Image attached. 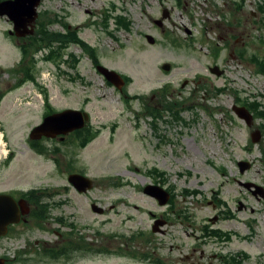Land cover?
Masks as SVG:
<instances>
[{"label":"rangeland","instance_id":"obj_1","mask_svg":"<svg viewBox=\"0 0 264 264\" xmlns=\"http://www.w3.org/2000/svg\"><path fill=\"white\" fill-rule=\"evenodd\" d=\"M263 6L264 0H43L38 23L47 25L56 53L46 49L30 64L38 87L27 84L0 107L7 144L5 148L0 142V188L67 183L61 153L46 150L47 158L38 156L28 138L44 108L49 113L84 108L96 138L84 148L62 142L49 147L70 150L71 168L94 180L88 196L79 201L81 224L91 227L84 235L91 237L94 229L125 238L145 233L142 238L154 241L145 246L139 239L133 249H146L165 264L222 263L209 257L214 252L234 258L244 253L242 264H264V197L244 185L264 188V130L259 142L252 141L264 118L249 127L233 110L235 103L247 101L259 102L264 110V75L252 61L253 56L264 58ZM54 14L60 21L51 24ZM117 16H124L129 28L117 24ZM62 22L77 29L101 63L130 78L123 92L94 69L83 43L62 46L69 38ZM10 28L12 22L0 17L3 81H12L8 67L18 58L7 38ZM48 53L51 59L44 57ZM69 54L79 59L74 67L67 63ZM215 65L221 75L211 72ZM164 87L177 99L176 108L183 109L181 118L171 112L157 119L146 114L162 106ZM12 152L13 161L3 166ZM239 161L251 166L241 172ZM154 169L166 173L162 186L175 189L169 207L143 192L147 184L157 183L147 173ZM91 199L103 208L99 223ZM150 211L168 217L166 233L152 231ZM217 231L224 235H213ZM209 238L211 243L201 246ZM117 264L136 263L127 258Z\"/></svg>","mask_w":264,"mask_h":264},{"label":"flooded vegetation","instance_id":"obj_2","mask_svg":"<svg viewBox=\"0 0 264 264\" xmlns=\"http://www.w3.org/2000/svg\"><path fill=\"white\" fill-rule=\"evenodd\" d=\"M38 25L40 26L37 20L33 34L21 35L23 31L20 30L18 35L17 33H12L11 29L7 30V38L16 48L18 58L8 67L11 69L8 73L13 77L12 81L1 80L2 75L0 73V107H2L9 94L23 88L27 84L36 85V79L31 77L33 68L30 64H35L36 57L43 53L44 50L48 49L51 53V50L55 49L54 39H50V43H43V48L35 47L34 44L38 39L36 34L43 32L40 27L37 28ZM76 30L69 26L64 29V35L70 38ZM72 44L80 46L78 41H69L65 43L66 49ZM50 53L45 54L44 57ZM241 54L242 52L238 55L240 58ZM69 57L70 61L67 63L74 67L76 57L71 54H69ZM100 64H102L101 61L96 64L93 63L94 69L97 70L96 67ZM2 73L5 74L3 69ZM40 89L42 90V87ZM247 105L255 115L252 104ZM81 110L85 111L84 108ZM50 113L47 107L44 108L41 122ZM1 127L4 129L3 125ZM91 128L90 123H87L84 128L72 131L65 137L62 135L55 138L43 136L34 140L29 137L28 142L36 155L47 158L46 153L40 150L41 147L48 148L51 143L56 142H62L65 146L71 143L78 145L91 137L93 134V129ZM258 128L262 129V126H258ZM13 157L14 154L12 152ZM12 158L3 160V166L6 164L9 166L13 161ZM62 158L65 163L63 174L66 176L67 183L62 184L61 187L52 188L48 185L25 187L13 184L0 188V195L6 197L0 208V228L2 229L0 235V264H117L118 259L127 258L136 264H150L149 261H151V264H165L160 259L155 258L154 253L149 254L146 249L143 251L133 249L132 243L135 241L142 239L146 243L145 246H148L154 241L153 237L142 238L143 236L133 234L131 237L125 238L115 233L103 236L96 229H94L95 232H93L91 237L83 234L84 229L91 227L81 224L78 215L80 210L79 201L81 199L80 196H88L92 189L81 191L69 183L71 173L78 172L85 175L87 173L70 168L72 163L70 150L65 153L62 152ZM92 185H95L94 180ZM170 192L173 196V191L171 190ZM97 203L99 202L93 199L90 201L91 208L97 215L94 216V218L97 217L95 222L99 223L103 208L101 207L102 211L95 210L94 205L98 208ZM171 203L166 207H169ZM54 210L60 211V214L54 216ZM150 213L153 224L157 221H164L166 225L169 223V219L165 214H156L152 211ZM164 227L161 233H166V228ZM138 234L141 233L139 232ZM144 235L146 234L144 233ZM211 240L209 238L208 241L201 242V246L210 244ZM152 246H156L155 252L159 248L157 243ZM193 250L198 251V248L193 247ZM204 255L205 252L202 251V256ZM209 257L219 259V262H222L220 264H242L247 258L244 253L238 254L237 258H234L231 255L215 252L209 254ZM242 258L244 260L240 261Z\"/></svg>","mask_w":264,"mask_h":264},{"label":"water","instance_id":"obj_3","mask_svg":"<svg viewBox=\"0 0 264 264\" xmlns=\"http://www.w3.org/2000/svg\"><path fill=\"white\" fill-rule=\"evenodd\" d=\"M41 2L42 0H0V17L7 16L14 23L13 32L17 33L18 35L20 34V30L23 31L21 35L33 34L35 22L38 17V8L41 5ZM159 23L160 22L158 21V24ZM148 40L151 43L155 41V39L149 35ZM163 68L165 70H170L171 65L164 64ZM98 70L106 77L109 82L118 87L120 90H123L125 79L119 72L103 65L98 66ZM212 71L216 72L218 75H221L218 67L212 68ZM233 108L241 119L246 120L249 125H252L253 115L245 106L234 105ZM89 119L90 115L88 112H83L78 109L69 108L55 112L45 117L43 123L36 126L32 130L31 137L40 138L43 135L47 137H56L60 134L66 135L76 129L84 127ZM260 137V131H257L252 135L254 142L259 141ZM239 165L242 172L251 166L249 162L245 161L239 162ZM69 181L81 191H87L93 187L92 179L79 173H72L69 176ZM245 186L251 188L253 184L246 183ZM257 187L258 191H255V193L260 192L264 196V189L259 186ZM144 192L156 198L160 205H166L169 202V191L160 185L148 184L144 188ZM5 198L6 197H4V195H0V208ZM94 208L95 210L102 211L101 208H96L95 205ZM164 224V221H157L153 227L154 231H158L159 226ZM1 233L2 229L0 228V235Z\"/></svg>","mask_w":264,"mask_h":264},{"label":"trees","instance_id":"obj_4","mask_svg":"<svg viewBox=\"0 0 264 264\" xmlns=\"http://www.w3.org/2000/svg\"><path fill=\"white\" fill-rule=\"evenodd\" d=\"M261 9L264 10V6L261 7ZM46 13H48V12H46ZM57 21H60V19H59V16L58 15L55 16V14H54V16L50 17V19H49V23H51V24L54 23V22H57ZM117 21H118L119 24H124V26L126 28H129L128 24L130 22L127 23L126 22V18L124 16H117ZM63 25H64V27L65 26L67 27L66 23H63ZM40 28H41V30H43V32L36 34L38 39L36 40L34 45H36V47L39 46L40 48H43V46H44L43 43H46V44L50 43V41H51L50 40V34L51 33L49 32L48 27H47V25L45 23H41L40 22ZM52 35H57V34H52ZM45 41H47V42H45ZM69 41H76V42L78 41V42L83 43L85 51L91 57L92 61L94 63H98L99 62V59H98L97 53H96V49L93 46L89 45L87 42L83 41L79 37L77 32H74L72 37H70L67 41H64L63 42L64 44H62V46H64L65 43L69 42ZM51 52L52 53H56L54 50H51ZM257 63H258V66H259L261 72L264 73V59L258 60ZM126 79L128 81H130V78H128V77ZM166 89H167V87L162 88V91H163L162 92V94H163L162 95L163 96V103H161L162 106H159L158 108L152 107L151 109H149L148 114L157 118V117L163 116L166 112H171V113H173V115H174V117L176 119L177 118H181L180 113L183 111V109L182 108H176L175 102H177V99H174L172 97V95H170V94L168 95V93H167L168 91ZM259 107H260V105L257 103L256 104L257 115L259 117L264 118V110H261ZM93 136H95V135L93 134ZM90 139H88V140L84 141L83 143H81V147L85 146ZM150 173L153 174L155 177L158 176L163 182H166V177H165L166 173L164 171H160L159 169H154V170H151ZM184 193L188 194V193H194V192L189 191V190H185ZM184 193H181V194L185 195ZM217 234L219 236L224 235L221 231H217Z\"/></svg>","mask_w":264,"mask_h":264}]
</instances>
